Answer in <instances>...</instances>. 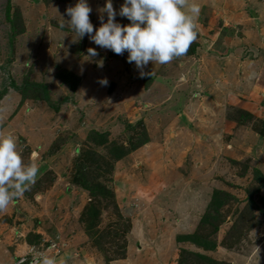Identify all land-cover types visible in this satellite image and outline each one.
<instances>
[{
  "label": "rangeland",
  "instance_id": "1",
  "mask_svg": "<svg viewBox=\"0 0 264 264\" xmlns=\"http://www.w3.org/2000/svg\"><path fill=\"white\" fill-rule=\"evenodd\" d=\"M76 2L0 0V133L39 168L0 211V264H264V0H187L196 41L143 78L73 42Z\"/></svg>",
  "mask_w": 264,
  "mask_h": 264
},
{
  "label": "clouds",
  "instance_id": "2",
  "mask_svg": "<svg viewBox=\"0 0 264 264\" xmlns=\"http://www.w3.org/2000/svg\"><path fill=\"white\" fill-rule=\"evenodd\" d=\"M201 8L197 3L188 4L187 0H123L117 11L113 0H105L98 16L99 27L90 21L88 0H77L74 6L65 9L70 19L68 26L78 36V42L87 36L91 42L102 49L111 50L117 55L127 52V62L134 63L141 78L151 75L145 71L149 62L167 64L174 58L182 57L191 44L196 41V19ZM117 15L126 18L129 23L122 25ZM63 29L65 24L60 23ZM88 58L96 57L95 48L87 50ZM103 67V60L96 61ZM83 68H81V74ZM108 85L107 78L98 81ZM38 165L24 163L17 150V141L13 134L0 133V211L5 210L14 197H19L36 182ZM19 264H25L23 259ZM31 264H57L54 256L38 253Z\"/></svg>",
  "mask_w": 264,
  "mask_h": 264
}]
</instances>
